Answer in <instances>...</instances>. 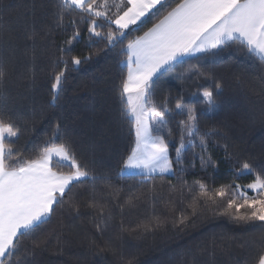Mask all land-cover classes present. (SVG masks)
Here are the masks:
<instances>
[{"label":"trees","instance_id":"obj_1","mask_svg":"<svg viewBox=\"0 0 264 264\" xmlns=\"http://www.w3.org/2000/svg\"><path fill=\"white\" fill-rule=\"evenodd\" d=\"M59 3L60 0H0V65L7 61V77L0 84V95L6 100L0 101V106L7 103L9 110L22 114L18 123L24 131L19 146L28 154L46 137L54 117L63 113L77 153L85 162L94 160L95 174L106 179L95 184V192L91 184L73 190L79 194V216L67 205L57 208L51 221L37 233L41 243L29 257L32 264H252L264 244V222L234 221L216 214L210 203L197 207L193 214V198H203L195 191H187L195 180L212 189L233 182L236 161L226 158L225 141H209L207 154L218 162L217 169L202 170L199 159L195 160V168L191 167L193 151L200 154L196 148L185 153V170L175 166L174 175L156 174L145 180L140 174H120L122 160L134 146V133L121 117L115 90L120 83L119 62L124 59L118 54L119 45L109 52L102 50L103 43L89 48L87 24L80 22L82 35L74 45V54H92V58L66 73L57 105L47 107L58 49L71 36L67 22L62 28L56 27ZM73 18L79 20L75 14ZM154 22L131 32L128 39L142 35ZM33 26L40 33L35 43L26 39ZM185 59L190 62L160 78L155 98L170 94L174 107L181 89L186 97L195 91L187 83L182 85L178 76L197 69L214 75L224 86L220 97L224 111L215 118L201 116V132L213 126L223 130L226 123L229 152L242 159L252 157L251 162L259 163L264 159V71L258 58L234 46L219 55L197 54ZM196 106L203 111V105ZM169 127L174 130L169 147L174 160L179 143L176 119L170 121ZM93 145L95 150L90 151ZM252 179L245 175L235 182L246 184ZM183 181L187 185L182 191ZM92 196L104 205L103 214L85 207ZM181 215L188 218L183 225L177 224ZM154 218H159L158 226ZM97 224L104 229L102 233L97 231ZM146 224L153 226L145 230ZM23 243L32 248L30 240Z\"/></svg>","mask_w":264,"mask_h":264},{"label":"snow or ice","instance_id":"obj_2","mask_svg":"<svg viewBox=\"0 0 264 264\" xmlns=\"http://www.w3.org/2000/svg\"><path fill=\"white\" fill-rule=\"evenodd\" d=\"M153 20L143 35L128 39L131 32L140 31ZM66 22L71 26V36L58 49L47 107L57 105L64 91L66 73L92 58V54H74V45L82 35L78 25L86 23L89 48L103 43L102 50L109 52L119 45L118 54L124 57L119 62L121 76L115 90L121 103V117L134 133V146L123 158L120 174L133 177L140 174L145 180L153 179L156 174L174 175L175 166L185 170V153L196 148L200 154L193 151L190 166L195 168V160L199 159L202 170L217 169L218 162L207 151L209 141L218 138L225 141L226 158L236 161L235 179L245 175L253 179L246 184L236 183L234 179L215 189L195 180L187 191H195L203 199L193 198V214L197 207L210 203L216 214L234 221L264 222V159L253 163L252 157L242 159L230 153L226 123L223 130L215 126L203 132L200 129L201 116L215 118L224 111L220 102L223 83L197 69L177 77L182 85L187 83L195 89L190 97L181 89L174 107L170 94L159 100L155 98L160 78L178 65L189 63L186 57L197 54L215 56L235 46L258 58L264 71V0H120L119 4H110L109 0H60L56 27L62 28ZM51 32L49 28L48 33ZM38 35L33 26L26 39L35 43ZM6 63L0 65V84L7 77ZM3 100L6 97L0 95V101ZM197 103L204 106L202 112L198 111ZM21 119L22 114L9 110L7 103L0 106V264H32L29 257L34 256V249L41 243L37 233L51 221L57 208L67 205L79 216V194L73 190L91 184L95 192V184L106 179L95 174L94 160L85 162L77 153L63 113L54 117L46 137L30 154L19 146L24 131L18 123ZM172 119H176L175 135L179 139L174 160L169 152L174 136V130L169 127ZM94 150L93 145L90 151ZM186 185L187 181H183L182 191ZM85 207L104 212V205L95 196ZM154 219L158 226L159 218ZM187 219L181 215L177 224L183 225ZM152 226L146 224L144 228L150 230ZM96 227L98 232H103L100 224ZM25 240L31 241V249L24 245ZM252 264H264V244Z\"/></svg>","mask_w":264,"mask_h":264},{"label":"crops","instance_id":"obj_3","mask_svg":"<svg viewBox=\"0 0 264 264\" xmlns=\"http://www.w3.org/2000/svg\"><path fill=\"white\" fill-rule=\"evenodd\" d=\"M119 2H120V0H109V3L110 4H119ZM113 11H115V8L114 7H113Z\"/></svg>","mask_w":264,"mask_h":264},{"label":"rangeland","instance_id":"obj_4","mask_svg":"<svg viewBox=\"0 0 264 264\" xmlns=\"http://www.w3.org/2000/svg\"><path fill=\"white\" fill-rule=\"evenodd\" d=\"M127 174V173H126Z\"/></svg>","mask_w":264,"mask_h":264}]
</instances>
